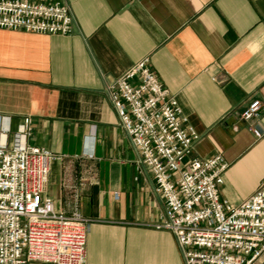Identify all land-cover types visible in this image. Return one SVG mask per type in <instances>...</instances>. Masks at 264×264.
<instances>
[{"label":"crops","instance_id":"obj_1","mask_svg":"<svg viewBox=\"0 0 264 264\" xmlns=\"http://www.w3.org/2000/svg\"><path fill=\"white\" fill-rule=\"evenodd\" d=\"M65 2L71 34L0 29V117L12 132L29 118L27 143L62 156L44 195L93 220L87 264H184L175 236L154 228L163 201L106 87L148 57L200 136L192 156L222 154L219 197L242 204L264 183V137L240 119L258 99L264 130V0Z\"/></svg>","mask_w":264,"mask_h":264},{"label":"built area","instance_id":"obj_2","mask_svg":"<svg viewBox=\"0 0 264 264\" xmlns=\"http://www.w3.org/2000/svg\"><path fill=\"white\" fill-rule=\"evenodd\" d=\"M75 18L65 0H0V29L71 34ZM121 126L148 167L163 201L157 230L172 233L184 264H255L264 256V183L242 204L219 197L229 165L220 153L192 156L199 134L151 69L134 64L106 87ZM251 100L240 115L256 139L262 111ZM30 119L15 132L0 117V264H87L90 223L78 210H54L44 195L50 164L62 156L27 143Z\"/></svg>","mask_w":264,"mask_h":264}]
</instances>
